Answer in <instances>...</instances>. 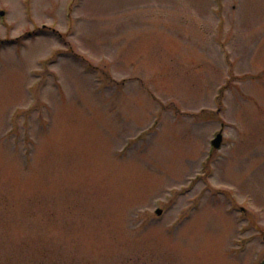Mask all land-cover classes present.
<instances>
[{"label":"rangeland","instance_id":"obj_1","mask_svg":"<svg viewBox=\"0 0 264 264\" xmlns=\"http://www.w3.org/2000/svg\"><path fill=\"white\" fill-rule=\"evenodd\" d=\"M0 12V264H257L264 0Z\"/></svg>","mask_w":264,"mask_h":264},{"label":"water","instance_id":"obj_2","mask_svg":"<svg viewBox=\"0 0 264 264\" xmlns=\"http://www.w3.org/2000/svg\"><path fill=\"white\" fill-rule=\"evenodd\" d=\"M220 143H221V137L218 136L217 139L213 142V146L218 149L220 147Z\"/></svg>","mask_w":264,"mask_h":264}]
</instances>
